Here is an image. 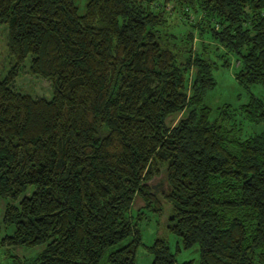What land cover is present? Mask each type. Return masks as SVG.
Listing matches in <instances>:
<instances>
[{
	"label": "trees",
	"instance_id": "obj_1",
	"mask_svg": "<svg viewBox=\"0 0 264 264\" xmlns=\"http://www.w3.org/2000/svg\"><path fill=\"white\" fill-rule=\"evenodd\" d=\"M168 3L197 16L190 31L168 30ZM1 25L15 60L0 79L1 243L44 245L7 264H136L141 209L163 212L149 184L163 164L178 248L198 246L196 264H264V130L243 137L229 104L204 103L212 48L236 55L239 85L264 84V0H87L81 13L76 0H0ZM26 60L50 98L13 86ZM241 110L264 122V100ZM148 249L150 264H194L161 237Z\"/></svg>",
	"mask_w": 264,
	"mask_h": 264
},
{
	"label": "rangeland",
	"instance_id": "obj_2",
	"mask_svg": "<svg viewBox=\"0 0 264 264\" xmlns=\"http://www.w3.org/2000/svg\"><path fill=\"white\" fill-rule=\"evenodd\" d=\"M87 0H76V5L79 7L80 13L84 11L85 3ZM167 9H172V3L167 4ZM197 16L192 12H189L188 24L184 23L181 15L170 10V16L168 17V30L181 34L190 31V24L195 22ZM190 21V22H189ZM195 39L193 41V48L199 52L201 49L200 39L194 32ZM205 44L210 45L211 42L207 38H203ZM211 58L217 63V68L213 71L215 78V86L209 90L204 98V103L212 109L213 115H216L217 110L222 108L224 104H229L234 110L232 119H235L238 127L242 130V136H248L253 133L264 130V122L253 123L250 122L245 113L241 110V106L249 101L250 96L258 97L264 100V84H254L249 88H244L239 85L235 79L234 73L237 66L236 55L227 52L222 47L211 50ZM228 60V65L224 66L222 63L224 60ZM15 60L8 54L7 38H6V26H0V79L7 75L11 70ZM196 70L192 68V73ZM191 74V73H190ZM13 86L24 93H28L33 97H46L52 96V88L49 80L33 75L29 71V62L26 60L20 67L18 75L13 80ZM185 111L173 113L166 119L168 126H174L178 121L185 116ZM149 184L155 196L158 199L159 205L162 206L163 212L149 210L145 208L141 209L142 219L139 221V227L141 230L142 243L138 246L136 252V264H150L153 259V254L149 252L148 246L151 245L156 238L161 237L168 242L170 249L176 253V260L178 263L183 261L193 260L194 264L198 259V246H194L191 249H183L180 244V239L166 229V222L168 212L170 210L169 205L165 202L164 194L168 191V184L166 180V164L161 165L158 174H156ZM32 188L28 189L26 194H30ZM8 200L0 197V264H7L11 260L18 256L20 259L30 258L44 248V245L36 247H24V246H10L2 245V240L11 233V229L4 224V211L5 205ZM11 201V200H10ZM12 202V201H11ZM12 202V203H17ZM144 205L140 197H136L133 203L135 210L138 207ZM177 248L179 249L177 251ZM104 264V263H103ZM108 264V263H105Z\"/></svg>",
	"mask_w": 264,
	"mask_h": 264
}]
</instances>
